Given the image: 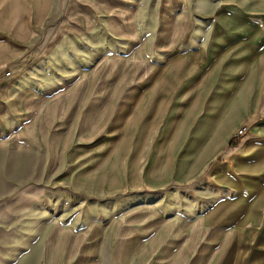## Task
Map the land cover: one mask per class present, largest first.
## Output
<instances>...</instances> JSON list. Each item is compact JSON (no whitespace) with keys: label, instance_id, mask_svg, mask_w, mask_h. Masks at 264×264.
<instances>
[{"label":"rangeland","instance_id":"1","mask_svg":"<svg viewBox=\"0 0 264 264\" xmlns=\"http://www.w3.org/2000/svg\"><path fill=\"white\" fill-rule=\"evenodd\" d=\"M214 1L48 0L50 15L35 35L20 39V57L18 39L8 40V30L0 26V46L9 42L14 47L5 61L0 54V73L10 71L0 82V264H44L43 238L52 220L76 228V240L89 228L93 242L81 248L86 263V254L95 258L96 221L110 217L115 205L150 201L166 213L208 205L213 186L201 169L181 177L175 167L172 177L133 193L128 183L113 188L118 184L113 172L128 176L141 142L146 150L136 169L140 175L152 154L151 170L157 176L168 175L173 162L185 154L192 125L173 160L179 127L210 105L202 102L198 84L191 88L186 82L193 77L186 58L199 45L213 42L208 21L199 15L214 14ZM256 46L264 48V38ZM214 50L217 57L219 48ZM231 59L226 56L225 63ZM19 78L31 80L17 87ZM183 79L189 85L177 95ZM244 88L232 89L230 115H240ZM177 109L181 116L176 121ZM154 112L155 118L167 117L151 125ZM174 123L176 131L158 146L164 127L171 129ZM194 136L190 150L202 137ZM120 145L118 168L114 160ZM226 155L224 151L218 160ZM204 156L196 155L187 164L181 160L178 167L190 174Z\"/></svg>","mask_w":264,"mask_h":264},{"label":"crops","instance_id":"2","mask_svg":"<svg viewBox=\"0 0 264 264\" xmlns=\"http://www.w3.org/2000/svg\"><path fill=\"white\" fill-rule=\"evenodd\" d=\"M214 2L218 7L214 14L199 15L208 21L213 42L208 47L199 45L186 58L190 68L187 69L193 73L186 82H191V88L198 84L202 102L207 101L210 105L200 108L187 125L179 127L173 151L175 161V151L179 150L192 125L191 138L184 146L185 154L178 163L185 160L187 164L200 154L205 155L204 158L190 174H184L178 163L176 166L173 162V170L168 175L157 176L151 170L152 154L149 165L140 175L136 169L140 167L142 150H146L141 142L134 149L128 176L121 174V170H115L113 175L117 177L118 184L111 186L122 189L128 183L129 193L141 188L144 192L150 183L172 177L176 168L181 177L193 175L201 169L206 181L213 186L209 193L211 201L203 209L198 206L189 207L188 211L167 213L150 201L115 205L110 217L96 221L95 258L86 254V263L81 261V248L93 242L87 233L89 228H83L79 240H76V228L52 220L43 238L44 264H264V48L256 46L258 40L264 38V0ZM51 4L48 0H0V26L8 30L4 34L8 40L18 39L17 57L21 56L20 49L24 47L20 39L35 35L39 24L48 19ZM231 39L240 41L230 43ZM222 40L226 45L219 47ZM215 47L219 48L217 57H213ZM13 52L11 43L1 45V62ZM228 55L232 56L229 65L225 63ZM249 56L252 59L247 64ZM30 80L19 78L16 86L24 87ZM228 80L235 81L230 84ZM183 81V86L179 87L182 90L177 95L185 92L189 85ZM245 85L246 89L239 96L241 113L230 115V93L233 88ZM218 87L222 88L221 91L215 92ZM177 104L179 108L178 101ZM180 113L178 110L176 121ZM166 117L155 118L154 112L149 124ZM243 124L248 125L247 133L229 144L235 131ZM175 128L176 123L171 129L164 127L158 146L167 141ZM195 134L202 137L190 150L189 143ZM220 135L222 139L216 137ZM121 145L117 150L118 158L114 160L118 168L121 166ZM224 151L227 152L225 159L218 160Z\"/></svg>","mask_w":264,"mask_h":264},{"label":"built area","instance_id":"3","mask_svg":"<svg viewBox=\"0 0 264 264\" xmlns=\"http://www.w3.org/2000/svg\"><path fill=\"white\" fill-rule=\"evenodd\" d=\"M10 75V71H4L0 73V81L5 79L6 77H8ZM248 131V128L245 124L241 125L233 134L232 139H239L240 137L244 136Z\"/></svg>","mask_w":264,"mask_h":264},{"label":"trees","instance_id":"4","mask_svg":"<svg viewBox=\"0 0 264 264\" xmlns=\"http://www.w3.org/2000/svg\"><path fill=\"white\" fill-rule=\"evenodd\" d=\"M233 143H234V139H232L229 144H233Z\"/></svg>","mask_w":264,"mask_h":264}]
</instances>
